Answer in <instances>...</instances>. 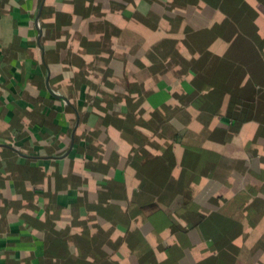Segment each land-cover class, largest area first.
Returning a JSON list of instances; mask_svg holds the SVG:
<instances>
[{
  "label": "crops",
  "instance_id": "crops-1",
  "mask_svg": "<svg viewBox=\"0 0 264 264\" xmlns=\"http://www.w3.org/2000/svg\"><path fill=\"white\" fill-rule=\"evenodd\" d=\"M91 1L82 7L75 0H0V264H19L21 252L28 256L26 264H47L51 259L46 252L63 235L75 237L68 245L71 259L90 264H264V208L245 209L241 217L232 209L242 195L264 199V125L249 109L226 108L228 97L219 113L202 120L187 100L196 96L194 76L175 78L169 60L153 63L145 57L168 31L180 40L178 53L195 58L198 51L181 40L212 25L217 11L175 3L184 0H173V8L167 7L169 0H136L129 10L135 18L129 21L111 12L117 0ZM243 2L256 12L254 28L264 36V0H235L232 11ZM44 7L53 18L51 13L42 18ZM57 12L69 14L66 22L45 27ZM245 17L209 43L211 60L217 62L239 27L248 24ZM106 19L125 25L120 37L111 38L115 56H106L110 87L92 66L100 55L80 47L81 42L101 40L96 27ZM147 22L157 25L151 34ZM137 59L141 63L135 64ZM78 71L88 79L87 86L76 78ZM241 74L237 91L248 79L246 72ZM100 88L119 93L133 89L132 101H140L145 118L154 107L164 109L166 118L149 117L150 128L139 127L127 104L116 103L113 112ZM262 88L257 84L258 92ZM134 130L146 136L142 148L154 157L153 171L173 147V186L143 180L130 164ZM10 132L14 142L6 141ZM179 141L217 152L229 161L228 172L223 173L222 164L213 171L206 166L190 171ZM144 195L148 198L139 205ZM93 203H101L106 216L114 217L107 221L95 214ZM211 213L228 220H209ZM83 218L82 226L65 222Z\"/></svg>",
  "mask_w": 264,
  "mask_h": 264
},
{
  "label": "trees",
  "instance_id": "trees-1",
  "mask_svg": "<svg viewBox=\"0 0 264 264\" xmlns=\"http://www.w3.org/2000/svg\"><path fill=\"white\" fill-rule=\"evenodd\" d=\"M82 7L85 6V3L92 2L91 0H75ZM104 3L103 1H100ZM118 4L116 6H110L111 12L115 13L122 17V19L126 18L129 21L134 20L135 15L129 13V10L133 6V3L136 0H117ZM175 2V1H174ZM173 0H169V4H167L168 8H173L175 6ZM235 0H184L183 4L175 2L178 5L186 6H194L198 11H204L207 8H211L217 11V18L211 23L212 25H208L206 27L201 28L200 30H195L192 32H188L184 34V38L181 40L183 44L188 49H193L194 52L198 51L197 54H193L196 57L193 59H187L185 56H181L178 53V43L180 40L175 39V37L171 36L172 32L166 31L167 36L163 37L161 41L154 45L155 47L149 50H146L145 57L150 62L160 63L165 60H169L171 65H174L170 70V76H174L175 78L181 77L183 73H188L194 76L192 81L193 88L196 90V96L188 97V101H192L196 109L200 111V117L202 120H209L214 113H219L221 109L224 107V103L228 101L226 104V108H231L232 106H239L240 109H249L254 113V120L261 125H264V55L262 54V50L264 48V36H260L256 34V27L258 16L256 12L252 9V7L243 2L238 10L232 11ZM89 5V4H88ZM109 5V4H108ZM104 6V5H103ZM99 7H102L101 5ZM108 7V6H107ZM86 8V7H84ZM132 9H134L132 7ZM240 9V11H239ZM87 11V8H86ZM132 11V10H131ZM241 12V13H240ZM51 12L47 10V7L43 8L41 16L46 19V16ZM134 13V10H133ZM245 16H243V14ZM54 14H50V18H53ZM225 15V17L223 16ZM68 13H55L54 21L52 19V23L46 22L45 27L52 26L53 23L60 25V22L64 21L66 17H68ZM223 17V18H222ZM244 17L248 20V24L246 26H240L238 34H235L232 40L230 41L229 46L225 50V52L221 55L220 59L217 62L211 60V56L208 55L206 48L209 43L215 40L216 38H221L225 34L226 30H231L233 28L234 22L240 25L241 21L244 20ZM149 23V22H147ZM149 32L150 34L157 29V25L153 23H149ZM125 27V25H121L118 20H104V23L101 28L96 27L101 31V40H87L85 42L80 43L81 49L88 51L89 53L100 55L98 58H94V62L92 64L94 70H96L101 76V80L105 82V85L110 87L111 81L109 80V70H110V62L109 59L106 58L107 55L115 56L114 49L112 47V39L113 37H120L121 30ZM60 28V27H58ZM140 46H144V40L138 41ZM63 46V45H62ZM136 56V55H135ZM82 61V59H81ZM74 65L79 67V63L76 61H72ZM141 63L140 59L135 61V64ZM83 64V61H82ZM178 68V70H177ZM246 72L248 74V79L243 83L241 89L237 91L236 83L241 77V73ZM180 74V75H179ZM76 78L80 79L82 85L87 86L89 84L88 79L81 77L79 71L75 73ZM128 74L123 75V80H127ZM54 85L63 90V85L60 80L53 78ZM263 80V82H261ZM257 84L263 85L261 92L257 90ZM236 88V89H235ZM112 88H100L99 95L103 98V100L107 103H111V110L114 112L116 103L125 102L129 108V111L136 117L139 127L150 128L147 119L149 117H153L156 121L165 120L166 116H164V109H158L156 107L153 108V111L147 113L149 115L148 118H145L143 114H145L144 108L141 106V103L132 101V94L134 93L133 89H125L122 92H114L111 90ZM69 91H72L69 89ZM79 91L82 92V88L80 86ZM178 97L179 102L184 100V96ZM186 97V96H185ZM131 107V109H130ZM168 107V106H167ZM173 111L177 109H181L180 107H172ZM182 107V103H181ZM170 108V109H171ZM113 116L116 117V113H113ZM116 127H119V121L116 123ZM138 127V128H139ZM9 136V137H8ZM6 141H15L13 137V133L10 132ZM146 140V136L143 135L140 131L134 130L131 137L132 150L129 154V162L134 166L135 170L141 175L142 179H151L156 185H159L162 188H167L168 186H173L174 183L169 181L171 176V171L175 167L176 158L173 154V147L166 149L163 153L166 162L160 166L156 171H153V164L151 160L154 157H151L150 154L145 152L142 148ZM181 147L183 148V161L186 163V166L190 171H196L199 167H207L211 171L216 170L217 167L220 168L225 167L223 173L228 172V163L229 161L219 155L217 152H213L206 148H196L192 147V145L188 144L187 141H179ZM16 145V144H14ZM187 158V159H186ZM101 183L98 185L99 189L101 188ZM106 186V184H105ZM261 192L264 193V185L261 188ZM252 195H242L239 199H234L235 204L232 209H236L242 214V211H259L253 210L264 208V199L255 198L252 200ZM135 196H133L134 198ZM148 197L146 195L139 196V205L146 202ZM137 200H133L132 203H136ZM93 210L95 214L103 217L107 221L114 216L107 217L108 211L107 208L103 206L101 203H93ZM19 208V207H18ZM116 211V210H115ZM113 211V212H115ZM34 215V214H33ZM227 217V216H226ZM224 217V218H226ZM222 216L216 213H211L208 216L209 220L217 221L222 219L224 221L228 220V218L224 219ZM231 218V217H230ZM86 221L85 218L81 220H66V224L68 227L71 225L82 226ZM63 229L65 227L62 226ZM67 231V230H65ZM61 233H64V230H60ZM59 233V234H61ZM60 236V235H59ZM71 236H60L56 240H54L52 247L46 254H50V261L47 264H57V259L61 258L59 264H90V262H85L81 260L71 259V255L73 251H70L68 245L74 244V241L71 240L69 244ZM76 244L79 247L82 245L81 240H76ZM81 250L80 248H78ZM37 252H40L37 249ZM18 262L19 264H26V261L29 260L24 252L18 253Z\"/></svg>",
  "mask_w": 264,
  "mask_h": 264
}]
</instances>
